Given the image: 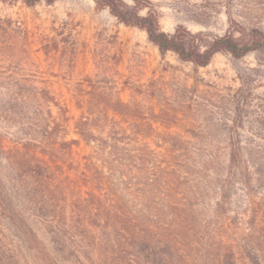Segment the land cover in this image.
Here are the masks:
<instances>
[{"label": "trees", "instance_id": "16d2710c", "mask_svg": "<svg viewBox=\"0 0 264 264\" xmlns=\"http://www.w3.org/2000/svg\"><path fill=\"white\" fill-rule=\"evenodd\" d=\"M131 1L94 0L162 57L264 61V26L167 33L150 0ZM96 79L109 84L77 88L71 130L67 104L37 75L0 72V264H264V150L213 152L169 132L153 146L155 124L171 126L176 111L150 104L154 82L124 102L115 74L85 78Z\"/></svg>", "mask_w": 264, "mask_h": 264}, {"label": "rangeland", "instance_id": "374dc122", "mask_svg": "<svg viewBox=\"0 0 264 264\" xmlns=\"http://www.w3.org/2000/svg\"><path fill=\"white\" fill-rule=\"evenodd\" d=\"M150 2L167 33L184 26L193 33L239 37L244 28L264 26V0ZM26 56L33 66L22 65ZM98 70L115 74L122 101L154 82L150 104L157 112L176 110L171 126L155 124L153 146L156 135L169 132L194 133L197 148L213 152L264 150V61L257 54L240 60L219 54L199 68L171 53L162 57L145 32L119 23L94 0H57L32 8L21 0H0V72L37 75L67 104L71 130L81 114L73 97L77 88L109 84L85 80Z\"/></svg>", "mask_w": 264, "mask_h": 264}]
</instances>
